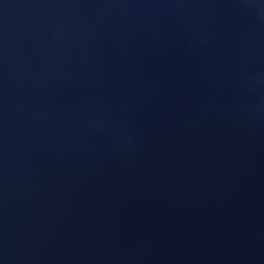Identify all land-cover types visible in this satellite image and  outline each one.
Returning a JSON list of instances; mask_svg holds the SVG:
<instances>
[{
	"label": "water",
	"instance_id": "water-1",
	"mask_svg": "<svg viewBox=\"0 0 264 264\" xmlns=\"http://www.w3.org/2000/svg\"><path fill=\"white\" fill-rule=\"evenodd\" d=\"M0 264H264V0H0Z\"/></svg>",
	"mask_w": 264,
	"mask_h": 264
}]
</instances>
